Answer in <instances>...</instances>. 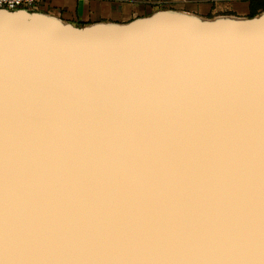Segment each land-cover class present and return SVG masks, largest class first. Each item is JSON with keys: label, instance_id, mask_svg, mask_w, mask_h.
Listing matches in <instances>:
<instances>
[{"label": "water", "instance_id": "water-1", "mask_svg": "<svg viewBox=\"0 0 264 264\" xmlns=\"http://www.w3.org/2000/svg\"><path fill=\"white\" fill-rule=\"evenodd\" d=\"M0 264H264V16L0 10Z\"/></svg>", "mask_w": 264, "mask_h": 264}, {"label": "rangeland", "instance_id": "rangeland-1", "mask_svg": "<svg viewBox=\"0 0 264 264\" xmlns=\"http://www.w3.org/2000/svg\"><path fill=\"white\" fill-rule=\"evenodd\" d=\"M110 10L122 13V19H100L81 25L64 24L73 30L118 27L150 20L154 17H178L204 24L221 25L227 21H244L264 16V11L249 18L250 0H103ZM36 16L32 10L29 15Z\"/></svg>", "mask_w": 264, "mask_h": 264}, {"label": "crops", "instance_id": "crops-1", "mask_svg": "<svg viewBox=\"0 0 264 264\" xmlns=\"http://www.w3.org/2000/svg\"><path fill=\"white\" fill-rule=\"evenodd\" d=\"M36 15L64 24L81 25L100 19H122V13L110 10L103 0H44L34 9Z\"/></svg>", "mask_w": 264, "mask_h": 264}, {"label": "built area", "instance_id": "built-area-1", "mask_svg": "<svg viewBox=\"0 0 264 264\" xmlns=\"http://www.w3.org/2000/svg\"><path fill=\"white\" fill-rule=\"evenodd\" d=\"M44 0H0V10L31 13Z\"/></svg>", "mask_w": 264, "mask_h": 264}, {"label": "trees", "instance_id": "trees-1", "mask_svg": "<svg viewBox=\"0 0 264 264\" xmlns=\"http://www.w3.org/2000/svg\"><path fill=\"white\" fill-rule=\"evenodd\" d=\"M41 3V2H40ZM248 14L249 18H252L262 11H264V0H250L248 3Z\"/></svg>", "mask_w": 264, "mask_h": 264}, {"label": "bare ground", "instance_id": "bare-ground-1", "mask_svg": "<svg viewBox=\"0 0 264 264\" xmlns=\"http://www.w3.org/2000/svg\"><path fill=\"white\" fill-rule=\"evenodd\" d=\"M230 23H232V21H227V22H223V23H221V25H228V24H230ZM97 29H99V30H108L106 27H98Z\"/></svg>", "mask_w": 264, "mask_h": 264}]
</instances>
